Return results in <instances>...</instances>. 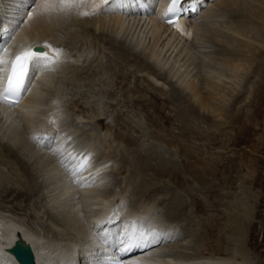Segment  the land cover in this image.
Returning a JSON list of instances; mask_svg holds the SVG:
<instances>
[{
  "label": "bare ground",
  "instance_id": "6f19581e",
  "mask_svg": "<svg viewBox=\"0 0 264 264\" xmlns=\"http://www.w3.org/2000/svg\"><path fill=\"white\" fill-rule=\"evenodd\" d=\"M163 1L108 0L97 14L89 16H81L79 12L91 11L100 4V0H85L79 9H73L71 13L41 12L38 10L40 0H35V3L33 1L28 3V0H23L21 3L13 1L12 6L18 11L2 13L4 8H0V11L3 10L0 12V47L8 49L9 59L13 58L16 52L32 49L34 44L42 46V50L34 51L52 55L49 47L45 45L57 48V45L65 39L64 35H67L68 44L74 46L72 49L77 52L78 47L75 43L80 38L85 39L83 41H86L89 47L83 51L82 55L87 59L90 53H99L100 50L99 45L90 38L92 32L93 34L104 32L110 42L118 43L116 53L121 60L129 63L135 61L131 59L133 55L144 59V61H136L137 70L135 69L136 71L132 73L141 72L148 79L151 77L157 82L176 77L177 90L173 85L175 93L172 94L171 99L176 103L178 97L183 96V100L187 103L182 110L178 111L181 114L185 113L188 117V119L184 118L182 125L180 124L183 129L190 132L193 125L198 128L200 124H204L208 130L220 129V124L227 121L231 113L233 114L236 102L251 94L248 72L260 71L264 66V0H215L213 3L212 0H196L197 6L194 11H188L169 23L162 18ZM23 2L29 5L28 12L23 10ZM141 2L147 5L146 8L140 7ZM70 18L73 19L72 24L75 28L66 27L69 25ZM146 32L149 33L152 43L143 48V35ZM124 33L136 35L137 38L127 43L121 39ZM203 37L217 43L215 48L212 49L206 45ZM199 43L200 45H197ZM197 47H202L203 51ZM199 52H204L202 56L209 58L210 61L199 56ZM171 54L177 55L173 67L168 62ZM185 56L187 58L185 63L180 64L179 61ZM79 59H81L80 55L70 57L61 52L55 64H42L35 74L31 75L28 90L21 93L15 103L0 102V124L1 127L6 126L4 131L2 128L0 130L3 131L0 133V162L5 164L9 162L18 166L14 169L13 177H17L16 180L19 182V185L15 187L11 186L9 189L4 187L5 192H14L16 196L38 193L41 187L36 181V174L27 165L30 161L37 164L39 168L42 167L41 171L44 175L50 174L52 177L56 175L57 184L61 189L59 192H53L51 208L55 207L58 214L55 215L50 211L46 214L53 223L52 230L59 229V225L63 236L68 234L67 230H70L72 234L69 237L64 236L65 238L52 236V230L49 228L46 234L42 235L11 216L7 217L0 213V264H57V261L64 262L58 264H105L116 256L121 264H233L232 259L238 253L246 256L247 248L244 246V237L252 219L253 209L245 204L241 197H237V200L228 205L230 211L226 216L230 225L228 227V238L230 239L228 246L230 247L226 248L227 256H221L215 251L194 250L181 253L178 250L177 253L174 250V247H183L182 242L180 244L174 242L184 236L180 235L179 229L183 227L178 224L179 221L175 222L171 217L169 218L172 224L154 219L153 213L159 210L160 205L157 200L155 201L156 195L150 197L149 193H146L151 185L148 183L149 179L138 180V176L148 170H152V174L160 180L164 178L174 180L178 175L173 171L171 164L157 168L149 164L147 156L139 149L143 147L140 142L141 137L130 132L135 127L130 122H126L127 125L121 123L120 126L123 128L115 131L114 137L120 148L117 144L116 147L113 146L116 149L114 156L119 155L124 166H129V168L115 167L117 174L123 176L125 172L130 171V173H127L129 176H123V178L115 175L117 180L114 185L111 184L112 187L103 181L109 175V173L106 174V169L109 159L112 160L109 156L112 144H109L105 138L104 140L108 143L105 146L108 148H105L94 164L88 163L85 168L77 169L76 162L68 159V153H72L74 156L86 155L90 162L89 151L95 140L91 130L96 129V124H90L89 121L79 116L80 122L75 123L72 116L71 119L62 117L64 87L69 84L74 86L80 84L78 83V68L82 66L77 64L81 61ZM198 59L204 62L208 74L197 76L181 72L182 66L187 63L184 68L186 67L193 73ZM155 68L159 70L157 71L159 73L154 74ZM96 76L98 75L87 73L85 77L88 81H85V86L87 90L89 89V94L95 93L94 87L91 91L90 89L92 84L96 83ZM229 83V87L223 85ZM243 87H245L243 92L237 90ZM263 88L264 86H261L257 89L258 93L263 92ZM90 96H85L87 103L80 102V99L79 101L73 99L72 115H76L74 113L76 110L84 112L86 110L89 115L91 114L93 107L90 105ZM89 115L87 117L91 116ZM95 121L102 128L101 118ZM63 124L71 129L69 131L68 128L63 129ZM109 127L111 126L107 129ZM58 130L60 131L57 132ZM75 131L78 135L79 132L83 134V138L80 136V139L79 137L78 140L76 139L79 142L75 141L73 134ZM151 137L161 144L168 141L166 135L162 134ZM125 148L132 150L130 155L132 159L126 154L128 151L124 152ZM51 149L55 154H61L59 156H62V161H58L59 156L56 160L51 154L45 158L44 154ZM39 151H43L44 154H40ZM22 155H25L28 160L23 159ZM133 159L136 161L132 164ZM201 159L203 164L197 163L195 168L188 166L187 171L203 180L206 175L214 171L212 172L213 168L210 164L205 165L204 159ZM85 173L92 175V178L97 175L98 178L100 177L97 178L96 185L92 184L95 186L88 188L87 184L79 188L77 183L89 178ZM21 176L25 178L21 180ZM126 180L127 184L122 187L123 181L126 182ZM76 187L78 189L75 190ZM76 195L88 197L91 202L87 209L84 203L73 201ZM130 195L135 198L133 202L130 201ZM65 198H72V201L67 200L69 201L67 202ZM126 204L132 207L126 210L124 209ZM196 204L199 203L196 201ZM79 209L86 210L87 215L78 212ZM81 235L86 237L85 241L80 239ZM121 241L125 243L122 244ZM27 243L35 257V263L31 260L29 247L25 246ZM128 243L135 246L122 252L121 249ZM16 245L24 248L25 259L16 260L12 254V249ZM44 257L47 258L46 263L42 262ZM242 264H252L251 258L244 260Z\"/></svg>",
  "mask_w": 264,
  "mask_h": 264
},
{
  "label": "rangeland",
  "instance_id": "374dc122",
  "mask_svg": "<svg viewBox=\"0 0 264 264\" xmlns=\"http://www.w3.org/2000/svg\"><path fill=\"white\" fill-rule=\"evenodd\" d=\"M13 1L21 3L23 0H0V8H4V11L7 10L6 12L1 10L3 11L2 13H12L13 11L15 12V10L18 11L12 6L14 5L12 3ZM30 1L33 0H28V3ZM214 1L215 0H212V3ZM29 8V5L23 2V10L25 9V11H27ZM72 20L73 19L70 18L69 25L66 26L67 28H75L73 27L74 24H72ZM64 36L65 39L61 41V44L57 45V48L59 47L64 55L70 57L73 55H80L81 59L79 60L81 61L77 64L82 67H79V70L77 69L79 76L78 83H80L76 84L78 87L73 84L64 87L65 91L62 95L64 99L62 117L71 119L72 116L75 123L80 122L78 119L79 116L81 119L83 118L89 121L90 124H96V129L91 130L95 140L90 149L91 151H89L91 160L89 162L90 165L95 163L106 147L108 148V146L105 145L108 143L112 144L110 145L111 150L109 152V156L112 160L109 159V165L106 169V174L109 173V175L107 179L105 178L103 180L104 183L111 186V184L114 185L116 182L117 176L118 178L119 176L120 178L129 176L127 173H130V171L125 172L126 175L124 174L123 176L117 174L118 171H116L117 169H115V167L129 168V166H124V162H122L119 155L114 156L116 149L113 148V146L116 147L117 144L119 147L118 141H116L114 137L115 131L123 128L120 125L130 122L135 126L134 130L132 128L130 132L137 135V137H141L139 138L143 147H139V149L147 156L149 164L156 168L171 164L173 166V171L178 175L177 179L174 180H167V178L160 180L156 178L155 174H152V170H148L143 175L138 176V180L141 178L149 179L148 183L152 186L150 185L149 188L151 190L148 189L146 193L148 192L150 197L156 195L154 197L156 198L155 201L157 200L160 205L159 210L153 213V216L155 215L154 219L167 223L171 222L169 218L171 217L175 222L179 221L178 224L183 227V229L180 227L179 229L181 232L180 235L182 234V236H184L174 241L175 243L177 242L176 244L182 242L183 247L179 246V248L177 246L174 247V250H176L177 253L178 250L181 251V253L193 252L194 250H205L206 252L215 251L221 256H227L228 251H226V248L230 247L228 246L230 240L228 238V227L230 225L226 216L230 211L228 205L232 201L234 202L237 200V197H241L245 204L251 206L253 214L244 237V246L247 248V254H245L246 256H244V254L240 255L239 253L237 255L235 254L236 256L235 258L233 257L234 262L232 259V263L242 264L244 260L251 258L252 264H264V91L261 93L257 91L261 86H264V66L261 69L262 71L248 72L247 75L250 79L249 83H251L249 88L251 94L248 95L249 97L240 99L236 102L235 109H233L234 111L232 110L233 114L231 113V116L227 117V121L220 124V129L208 130L205 128L204 124H200L198 128L193 125V129L189 132V130L187 131L180 126L184 118L188 119V117L185 113L181 114L178 112L187 104L186 101L183 100V96H179V102L177 101L176 103L171 99L172 94L177 90L178 84L176 83V77H172V79L169 77L167 80H160L157 82L151 77L148 79L145 74L141 72L132 73L137 70L136 63L138 61H144V59L140 56L133 55L131 59L135 61L129 63L123 61V59L121 60V57L116 53L118 43L110 42L104 32L94 34L92 32V37L90 36V38L100 46H98L100 50L99 53H90L87 59L82 55L84 53L83 51L89 47L86 41H83L85 39L80 38V40L77 41L78 43H75L78 47L77 52L75 49H72L74 46L68 44L69 40L66 38L67 35ZM101 36H103V39ZM97 37H100V41ZM135 38H137L136 35L124 33L121 39L129 43L130 40ZM203 38L205 39V37ZM205 40L204 43H206V45H209L212 49L215 48L217 43L211 42L209 38ZM142 43L144 44L143 48L151 45L152 40L149 33L146 32L145 35H143ZM197 45H200V43ZM197 49L203 51L202 47H197ZM204 52H199V56L210 61L209 58L202 56ZM176 58L177 55L175 54L169 56L168 62L170 66L173 67L175 65ZM186 59L185 56L179 63H185L184 61H186ZM198 60V63H196L197 67H194L193 73L186 67L184 68L187 63L182 66L181 72H183V74L186 73V75L195 74L197 76L199 74H208L206 71L208 69L205 67L204 62L200 59ZM128 70L130 72H128ZM157 71L159 70L155 68L153 70L154 74L159 73ZM187 72L191 73L188 74ZM87 73L97 74L98 76L100 74L99 77H95L96 83H93L90 89L91 91L94 87L95 93L89 94V89L87 90V86H85V81L88 82L86 80L87 78H85ZM173 85H175V90ZM223 85L229 87L230 83ZM237 90L243 92L245 87L241 89L237 88ZM87 95H91L90 105L93 107V110H90L91 116L86 110L85 112L76 110L74 112L76 115H72L71 106H73V99H78V101L80 99V102L87 103L88 100L85 98ZM87 115L90 117H87ZM87 118H90V120H87ZM100 118L103 122L102 128H100L95 121V119ZM107 125L111 127L107 129ZM5 127L6 126L1 127L0 124V130L2 128L4 131L6 129ZM64 128H68V131L71 129L67 127L66 124L63 126V129ZM3 131H0V133ZM59 131L60 130L57 132ZM73 134L75 135V141L80 139V136L83 138V134L80 132L79 135L77 131H75V133L73 132ZM156 134L166 135V138L172 145H170L171 143L168 141L166 142L167 144H161L157 139L151 137ZM104 138L108 143H106ZM125 149L124 152L128 151L126 154L130 156L132 150L129 151ZM95 152L98 155H96ZM39 153L41 154L43 151H39ZM39 153L37 154L39 155ZM50 154L54 156L56 160L59 157L58 161L61 160L62 156H59L61 154H55L52 149L51 151H46V154H44V156L46 155L45 158L49 157ZM24 156L25 155H22V158L27 161V157ZM201 158L204 159L205 165L206 163H208L207 165L210 164L213 168L212 172L214 171L206 175L203 180H200L196 175L187 171L188 166L189 168H193L197 163L203 164ZM134 161L136 160L133 159V161H131L132 164ZM32 162L33 161L28 162L27 165H29L31 170L36 174V181L41 188L37 194L29 193L28 196H16L14 192H5V188L9 189L11 186L15 187L17 184L19 185V182L16 180L17 177H13L14 169H17L18 166L10 164L9 162L6 164L0 162V213L7 215V217L11 216L20 223L27 225V227L29 226L28 228L31 230L34 229L35 232L45 235L46 230L49 228L51 229V225H53L46 213L50 211L55 215L58 214L55 207L51 208V199L54 193L60 191L61 187L57 184L56 175L53 177L50 176V174L44 175L43 171H41L42 167L39 168L37 164ZM114 163H116L115 166ZM115 175L116 177H114ZM91 176L92 175L86 174L89 180L86 178L88 181L77 183L79 188H83L87 184L89 185L88 188L95 186L100 177L98 178L97 175L95 178H92ZM23 178L25 177L21 176L20 179L23 180ZM81 183L83 186L80 185ZM93 183H95V185L92 186ZM124 184H127V180L126 182L123 181L121 186H125ZM76 189L78 188L76 187L75 190ZM84 197L83 195L82 197L76 195L73 201L84 203L83 205L84 207L87 205V209L91 201L85 195ZM130 198L131 202L135 200L132 195H130ZM65 199L66 201H72V198ZM196 201L199 204H196ZM131 207V205L128 207L126 204V208L124 209L127 210V208ZM78 212L87 215L86 210L79 209ZM174 221L173 223H175ZM170 224H172V222ZM58 227L61 229V226L58 225ZM59 229H51V235L63 238L72 236L71 231L67 230L68 234L66 233L64 237ZM185 229L188 231H184ZM56 230L60 232L56 233ZM47 232L49 233V231ZM85 238L84 235L80 237L82 241H85ZM230 242L232 243V240Z\"/></svg>",
  "mask_w": 264,
  "mask_h": 264
},
{
  "label": "snow or ice",
  "instance_id": "6c2138e0",
  "mask_svg": "<svg viewBox=\"0 0 264 264\" xmlns=\"http://www.w3.org/2000/svg\"><path fill=\"white\" fill-rule=\"evenodd\" d=\"M35 3V0H33ZM108 0H100V4L96 5L91 11H81L79 15L89 16L95 15L101 9L103 4H106ZM181 0H171L169 3L165 16L172 13L175 14L178 11V5ZM85 0H40L38 10L41 12L56 11L60 13H71L73 9H79ZM49 47L52 55H48L43 52H36L29 48L22 52L17 53L14 58L9 59L8 49L6 47H0V102L6 104H13L17 98L21 96V93L28 90V85L31 82V75L35 74V71L40 68L42 64H55L61 55L59 48ZM31 69V74H30ZM68 159L75 161V167L77 169L85 168L89 163L88 156H74L72 153H68ZM124 244V241H121ZM135 245L128 243L121 249V251H127L129 248ZM114 264H119V261H115Z\"/></svg>",
  "mask_w": 264,
  "mask_h": 264
},
{
  "label": "water",
  "instance_id": "95a60500",
  "mask_svg": "<svg viewBox=\"0 0 264 264\" xmlns=\"http://www.w3.org/2000/svg\"><path fill=\"white\" fill-rule=\"evenodd\" d=\"M34 49L40 51V50H42V46H39V45L34 46ZM17 233L20 234L19 231H17ZM22 240H24V239L22 238ZM25 246L29 247V250H30V253H31L30 257H31L32 262H34L35 261V257H34L32 251H31V248H30L29 244L27 243V245L25 244ZM12 254L16 258V260H22V259L26 258V252H25L24 248L21 245L14 246V248L12 249ZM42 262L46 263L47 262V258L44 257ZM56 263L58 264V263H64V262L63 261H60V262L57 261Z\"/></svg>",
  "mask_w": 264,
  "mask_h": 264
}]
</instances>
